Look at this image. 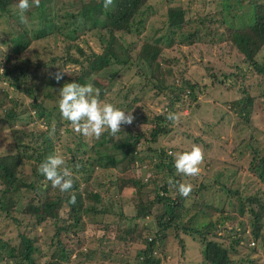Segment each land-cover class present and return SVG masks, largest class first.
Wrapping results in <instances>:
<instances>
[{
	"label": "rangeland",
	"instance_id": "1",
	"mask_svg": "<svg viewBox=\"0 0 264 264\" xmlns=\"http://www.w3.org/2000/svg\"><path fill=\"white\" fill-rule=\"evenodd\" d=\"M230 3L236 8L227 13L223 11V0H145L140 16L134 19L135 23L140 24H135L132 34L125 38V41L123 39L128 53L130 51L131 54L128 64H117L116 68H111L116 72V75L112 77L104 78L103 75L106 72H103L101 76L91 78L94 88L100 90L101 87L106 86L104 90L107 93L102 102L118 106L125 112L134 111L135 121L129 126L132 131L147 133L152 129L153 124L161 123L165 134L158 137L157 146L165 147L167 151H170L173 161L176 153L190 151L193 145L201 147L204 158L199 175L183 176L180 181V183H190L193 190L200 189L201 195L194 200L191 192L184 199V205L189 212L184 215L182 224H187L189 218L197 214L196 201L202 203L206 201L205 203L221 207L226 200L223 192L229 191V187L238 189L242 199L256 193H260L264 199V184L250 166L254 151L259 153V157L264 156V76H257L248 63V60L252 58L259 64L264 63V46L259 47V43L249 29L252 5L264 3V0H231ZM64 4L61 15H64L69 6L66 2ZM15 10H17L15 6L11 7V12ZM94 12L98 11L93 10ZM175 13L179 16L181 14L185 32L192 33L194 30L199 32L195 44L181 43L179 30L169 27L170 16ZM242 15L245 16L243 20L236 18ZM27 17V24L19 21V24L14 25L12 18L0 22V51L4 54L8 51V44H5L7 38L25 31L32 41L23 54V59L43 62L48 60L52 62L56 59V63L47 64H51L56 71L64 70L65 75L69 77L70 73L77 68H72L71 65L64 64L65 62L59 59L61 53L52 39H36V33L40 29L37 14L31 13ZM77 18L79 20L73 18L70 22L79 26L82 35L86 31L84 20L82 16ZM75 26L63 28L62 35H72L75 32ZM89 35L91 34L82 35L84 43L80 42V45L91 46L96 53L101 52V49L96 47V38ZM174 37L175 42L171 44V38ZM59 39L65 47L62 38ZM144 47H153L149 52L152 54L158 51L155 47L159 49L160 54L152 68L149 67L152 61L149 53L141 52V48ZM111 69L108 70L111 71ZM0 81V102L4 101V95L7 92V99L18 100L20 105L15 108L16 113L26 116L20 122L30 124L28 127L24 126V129L26 131L46 129L42 122L35 118L34 111L28 110L30 99H24L22 94L8 87L7 82L2 79ZM187 83L195 87L192 95ZM62 84L65 83L62 82ZM51 92L55 96L54 99L59 98V89H52ZM179 93L182 95L181 101L176 100ZM245 105L248 106L247 113L240 110ZM170 112L178 115L179 119L176 122L166 119ZM3 124L0 122V157L7 153H15L12 132L7 124H5L7 127ZM124 126L125 129L128 128ZM59 132V140L54 141H59L55 151L65 163L70 156L68 148L75 150L79 147L81 152L79 151L78 158L87 164L93 162L94 155H97L95 154L97 147H99L97 151L111 150V153L116 156L120 154L119 151L111 149V139L107 131L99 139L84 137L70 125L63 126ZM141 146L142 150H146L143 144ZM147 155L148 153L141 151L139 156L144 163L143 169L147 167V170H143L137 164L135 168L140 169L132 172L96 170L95 176L100 178L98 184L102 181L106 184L107 178V180L116 181L113 183L117 184L116 186H98L95 176L88 183L84 182V179L81 181L80 188L86 197L91 195L90 193L99 194L98 202L90 201L85 204V209L93 208V212H89L85 218L84 236L87 239V247L94 249L91 257L97 259L96 264H100V261H104L101 264L118 263H112L109 260L123 261L124 264L127 259L131 261L136 255L140 247L137 244L113 241L115 229L132 227L135 222L138 223L137 235L141 233L143 226L156 229L154 217L139 222L134 220L136 211L139 208L147 209L150 200H154L155 188L152 186L151 178L160 180L163 174L162 168L155 167L158 160L155 161L153 157L150 158ZM120 168L123 167L120 166ZM19 173L20 171L17 172ZM26 173L27 171H24L22 179H25ZM167 174L164 172V175ZM130 180L143 181L142 184L145 186L139 191L137 187L123 188L122 184ZM40 184L44 185L42 182ZM177 190L178 188L171 187L175 197H178ZM88 199L91 200L89 196ZM238 204L239 202L234 203L236 209ZM228 209L234 219L226 221L216 230H209L210 233L206 235L207 240H217L219 243L228 244L243 238L240 244L248 250L243 248L237 251L229 250L231 258L236 261L234 264H264V250L256 249L260 241H257L258 243L255 241L253 245L254 240L249 234L226 236L224 233V231L231 232L233 229H239L238 212L234 208ZM61 215L67 218L66 213ZM217 215V213L211 215L212 219H215ZM202 219L208 222V217H202ZM103 223H109L110 226L107 228L109 234H105L106 229L102 228ZM261 223L264 234V214L261 217ZM27 233L35 237L37 245L43 249L42 256L38 253L35 256V259L40 261L39 264H43L46 259L44 254L49 255L48 249L54 234L52 224L48 223L43 229H37L30 224ZM178 236L183 239L182 244L174 239V233L168 234L163 239L166 248L155 254L159 257L161 264H203L200 250H203L205 244L201 239L196 235L192 237L182 232H179ZM12 238L15 240L13 244L18 243L16 236L13 235ZM100 239L103 240L100 241ZM101 244L102 247L99 246ZM156 245L159 248L162 246V244ZM104 246L110 249L118 248L120 259L113 254L103 253ZM251 248L255 249L251 250ZM240 252L246 255L245 261L239 259ZM91 262L82 258L72 261L71 264H95Z\"/></svg>",
	"mask_w": 264,
	"mask_h": 264
},
{
	"label": "trees",
	"instance_id": "2",
	"mask_svg": "<svg viewBox=\"0 0 264 264\" xmlns=\"http://www.w3.org/2000/svg\"><path fill=\"white\" fill-rule=\"evenodd\" d=\"M58 1L59 3H57ZM85 1H88L91 6H88ZM230 1L223 0V11L227 13L236 8ZM64 2L68 3L69 6L64 15H61L62 7L65 5ZM17 3L18 0H0V22L12 18L14 19V25L19 24L18 10L11 12V7ZM144 4L145 0H114V6L105 10L103 9V0H41L39 7L33 6L26 14L36 13L38 16L40 29L36 33V39H52L61 53L59 59L65 62L64 64L77 68L70 73L69 77L64 74L59 83L53 78V74L59 70L56 71L51 65L56 63V59H53L52 62L49 60L43 62L23 59L22 56L28 50L32 41L25 31L14 34L5 41V44H8V51L5 54L0 51V67L2 70L0 80L7 82L8 87L14 88L16 93L18 92L24 96V99H30L28 110L34 111L35 118L40 120L46 129L39 128L26 131L24 126L28 127L30 124L20 122L26 116L16 113L15 108L20 105L18 100L7 99L8 92L4 95V101L0 102V122L4 123L3 125L6 127L8 125V129L12 132L15 153H7L0 157V264H39L40 261L36 260L35 256L37 253L42 256L44 251L37 245L35 237L27 235V228L32 224L37 229H43L47 227L48 223L52 224L54 234L49 245L50 249H48L49 255L44 254L46 259L43 264H71L72 261L82 258L96 264L97 259L91 257L94 254V249L87 247V239L84 236L85 218L89 212H93V208L85 209V204L90 203V201L98 202L99 194L90 193L91 195L86 197L80 188L81 181L82 179L87 183L92 181L98 169L123 172L143 169L144 163L139 158L141 151L148 153L147 157H153L155 161L158 160L155 167L162 168L163 174L160 180L151 178L152 186L155 188L154 200H150L147 209L139 208L136 211L134 220L139 222L154 217L157 226L156 229L143 226L139 235H137V222L129 228L115 229L113 241L140 246L134 258L131 261L127 259L124 264H161L159 257L155 254L166 248L163 239L168 234L174 233V239L182 244L183 239L178 236L179 232L192 237L196 235L205 244L203 250H200L203 264H234L236 261L231 258L229 250L237 251L239 248L248 250L247 247L240 244L243 238H238L235 243H224L225 246L217 240H207L206 237L210 233L209 230H216L217 227L223 226L226 221L234 219L231 212H228V208H234L238 212L240 221L238 222V230L224 231L226 236L237 234L245 236L249 234L254 240L253 245L260 241V244L257 242L256 249L264 250V234L261 223V217L264 214V199H262L260 193L242 199L238 189L234 188V190L229 187V191L223 192L226 200L221 207L205 203L206 201L203 203L196 201L197 214L190 217L187 224H182L184 215L189 212L184 205V199L186 198L181 197L178 190L176 191L178 197L173 196L168 181L171 178L178 184L183 176L176 173L174 161L172 156L169 155L171 152L167 151L165 147L161 146L159 148L157 146L158 137L165 134L164 127L159 122L153 124L152 129L147 133H136L129 128V125H126L128 127L126 129L123 125V129L115 137L109 134L111 149L119 151V156L112 154L111 150L108 152L97 151L99 148L97 147L95 151L97 155H94L93 162L87 164L78 158L81 152L79 147L75 150L68 148L70 156L64 166L73 174V188L68 192H61L58 188H53L51 182L46 181L44 176L38 172L39 165L49 155L56 154L55 149L59 141H54L60 138L59 129L70 125V122H65L62 119L58 107L59 98L54 99L55 96L51 90H60L64 85L62 82H77L82 85L91 83L92 77L101 76L103 72H106L103 75L104 78L112 77L116 75V72L111 68H116L117 64H128L131 54L130 51L128 53L124 41L132 34L134 25L140 24L135 23L134 19L140 16ZM93 10L98 12L93 13ZM51 14L53 16H50ZM60 16L62 17L60 18ZM77 16H82L84 20L86 31L82 35L91 34L89 36H94L97 40L96 47H99L101 52L96 53L93 47L80 45V42L84 43V40L79 31V26H75L73 22H70L73 18L79 20ZM244 17L242 15L236 18L243 20ZM170 20L169 27L176 28L181 33L179 38L181 43L193 45L197 42L199 32L197 30L192 33L185 32L182 27L181 14L180 16L176 13L172 14ZM249 22L251 24L249 29L259 43V47L264 46V3L252 5ZM71 25L76 27L75 32L72 35H62L63 28ZM59 38H62L65 47L60 43L61 39ZM174 42L175 37L171 38L170 43L174 44ZM150 48H141V52L149 53ZM155 50H158L156 54L149 53L152 59L149 65L150 68L153 67L160 54L157 47H155ZM248 63L257 76H264V63L259 64L253 58L249 59ZM109 68L111 71L108 70ZM187 86L192 95L195 87L188 83ZM104 89H106V86L100 88L98 97L100 101L107 93ZM181 96L179 93L176 100L181 101ZM246 103L249 104V102ZM117 108L120 109L118 106ZM120 110L124 111L123 109ZM240 110L247 113L248 106L245 105ZM141 144L145 146L146 150H142ZM258 155V152H253L250 166L257 173L258 179L264 184V156L259 157ZM136 164L140 168H135ZM120 166L123 168L121 169ZM143 170H147V167H144ZM18 171H20L19 174H17ZM24 171H27V173L25 179H22ZM164 172L168 174L164 175ZM94 179L98 186L110 185L112 187L117 185L113 184L116 181L107 180V178L105 179L106 184L104 181L98 184L100 179L98 176H95ZM40 182L44 185H41ZM142 182L130 180L123 183L122 187H137L139 191L145 186ZM192 194L194 200L201 197L200 189L192 190ZM72 196H75L74 204L70 203ZM88 196L91 200L88 199ZM235 202H239L237 209L234 206ZM62 213H66L67 218H63ZM214 213L218 215L215 219H212L211 215L213 216ZM202 217H208V222H205ZM2 223L4 224L2 225ZM109 226V223L102 224V228L106 229L105 234L110 233L107 229ZM13 235L18 240L16 244L12 243H15L12 238ZM102 240L100 239V241ZM156 244H162V246L159 248ZM99 246L102 247V244ZM182 249L184 250L183 246ZM254 249L251 248V250ZM102 252L113 254L120 259L118 248L110 249L104 246ZM181 254L184 255V253ZM238 256L241 261H245L246 255L242 252ZM109 261L123 264V261ZM103 262L100 261V264Z\"/></svg>",
	"mask_w": 264,
	"mask_h": 264
},
{
	"label": "clouds",
	"instance_id": "3",
	"mask_svg": "<svg viewBox=\"0 0 264 264\" xmlns=\"http://www.w3.org/2000/svg\"><path fill=\"white\" fill-rule=\"evenodd\" d=\"M41 0H18L15 7L22 24L28 23L26 13L35 6L39 7ZM114 6V0H103V7L108 10ZM65 72L58 71L53 74L57 83L63 79ZM58 107L62 119L70 122V126L84 137L99 139L106 131L113 137L121 131L122 125L131 126L135 121L134 111L125 112L111 103H104L98 99L100 90L94 88L92 83L80 84L77 82L65 83L59 90ZM168 121L176 122L179 117L175 113H169ZM171 155V154H170ZM203 151L200 146L193 145L190 151L176 153L174 155V168L178 175L196 177L199 175L203 162ZM64 159L58 155H49L39 165L38 172L45 180L51 182L53 188L61 192H68L73 188L72 172L64 166ZM170 187H177L180 196L188 197L193 186L190 183H176L169 179ZM70 203H75L72 196Z\"/></svg>",
	"mask_w": 264,
	"mask_h": 264
},
{
	"label": "crops",
	"instance_id": "4",
	"mask_svg": "<svg viewBox=\"0 0 264 264\" xmlns=\"http://www.w3.org/2000/svg\"><path fill=\"white\" fill-rule=\"evenodd\" d=\"M85 2L88 4V6H91V4L88 1H85Z\"/></svg>",
	"mask_w": 264,
	"mask_h": 264
}]
</instances>
